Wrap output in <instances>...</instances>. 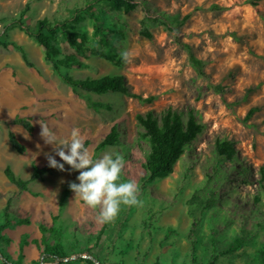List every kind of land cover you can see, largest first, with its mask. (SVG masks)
<instances>
[{"label": "rangeland", "instance_id": "rangeland-1", "mask_svg": "<svg viewBox=\"0 0 264 264\" xmlns=\"http://www.w3.org/2000/svg\"><path fill=\"white\" fill-rule=\"evenodd\" d=\"M129 12L86 0H0V264H260L264 250V0H132ZM28 27L38 19L80 16L74 25L88 45L122 58L115 66L97 55L80 56L82 66L62 70L75 78L123 74L144 102L118 92L72 89L44 60L43 48L8 22L20 12ZM99 24L105 34L95 30ZM147 30L150 37L141 32ZM61 54L72 52L63 35L54 38ZM127 52L125 60L121 53ZM200 62V69L191 58ZM253 113L248 116L250 109ZM152 110L159 118L171 109L191 111L202 130L184 147L173 171L147 179L136 114ZM18 115L32 130L12 124ZM39 121L58 139L73 128L85 138L93 159L121 154V182L140 186L142 206L121 205L112 221L99 224V209L88 207L70 189L79 171L65 164L20 191L4 176L8 165L27 179L31 162L47 163L53 145L39 135ZM114 127L118 144L97 148ZM12 130L25 150L8 141ZM235 148L232 159L215 152L216 141ZM209 199L213 204L208 205ZM5 214L9 218L5 217ZM8 223V224H7ZM7 224V225H5ZM235 238L242 244L226 251ZM59 241L67 257L42 254ZM216 253V254H215ZM215 254V256H214ZM72 260V261H71Z\"/></svg>", "mask_w": 264, "mask_h": 264}, {"label": "trees", "instance_id": "trees-1", "mask_svg": "<svg viewBox=\"0 0 264 264\" xmlns=\"http://www.w3.org/2000/svg\"><path fill=\"white\" fill-rule=\"evenodd\" d=\"M102 1L108 4L111 8L116 10H123L129 12L135 8V3L132 0H86L87 11L91 17H95L91 12L93 2ZM254 1H248L250 4H254ZM28 9L26 6L19 14L17 18H13L8 22L9 29L18 28L23 31L28 37L35 40L42 48L44 53V60L50 65L53 71L69 85L72 89H81L87 92H93L97 94H104L107 92H118L126 96L134 97L144 102H150L152 97L141 98L139 94L132 92L125 82L123 74H105L100 77H84L75 78L72 75L64 72L62 68H68L71 66H82L83 62L79 60L80 56H87L88 54L97 55L108 61L115 66H119L122 63V58L109 51H104L94 47H90L87 43L88 40L85 35L78 34L74 30L75 23L80 19L78 15L64 18L63 20H49L47 18L38 19L35 21L33 27H28L22 20L24 12ZM95 30L99 33L105 34V28L99 24L95 25ZM147 37L150 34L147 30L141 32ZM61 34L65 37L67 44L70 46L72 52L68 54H61L60 49L56 46L54 38ZM0 45H14L12 42L5 41L0 37ZM15 48L19 49L22 58L27 66L32 67L33 65L27 61L25 52L19 46L14 45ZM192 62L200 69V62L191 58ZM253 113L251 108L248 112V116ZM137 123L142 127L143 131L140 136L147 142L149 151L144 156V168L147 172V179L153 180L155 178L165 177L173 171L174 164L180 158L183 153L184 147L192 142L197 134L202 130V125L197 122L196 118L191 111H188L186 118L183 114L166 109L158 118L152 110H146L143 113H138L135 116ZM12 124L21 125L26 131L32 130V125L27 119H23L16 115L12 121ZM8 141L10 145L18 153H22L25 150V146L15 136L12 130H9ZM117 133L115 128L104 136L99 142L97 148H102L106 145L118 144ZM215 152L219 156H224L227 159H232L235 153V148L228 141H216ZM61 163L62 160L57 159ZM32 171L27 179H23L15 176L11 168L6 165L3 169L4 176L6 179L13 183L20 191L27 190L29 182L37 179L43 174L49 173L55 168H50L48 162L42 165H38L35 162H31ZM260 179L264 181V165L259 167ZM208 205L213 204V200L209 199ZM6 218H9L5 214ZM8 224V223H7ZM5 224V225H7ZM242 244L241 238H235L232 244L227 248L226 251H233ZM42 254L61 259L67 257L63 245L59 242H53L52 244H44ZM216 254V253H215ZM214 254V256H215ZM90 258L85 259L88 264H94V256L90 254ZM256 259L260 264H264V250L257 252ZM72 261V260H71ZM13 264H20L14 261Z\"/></svg>", "mask_w": 264, "mask_h": 264}, {"label": "clouds", "instance_id": "clouds-1", "mask_svg": "<svg viewBox=\"0 0 264 264\" xmlns=\"http://www.w3.org/2000/svg\"><path fill=\"white\" fill-rule=\"evenodd\" d=\"M121 55L125 60L129 58L127 52ZM39 124V135L45 144L53 145L55 155L63 161L61 163L55 156L46 154L48 166L64 171L67 164L72 170L79 171L76 178L79 183L71 182L69 187L88 207L99 209L97 223L112 222L119 214L121 205L142 206L139 184L134 180L121 182L125 166L121 154L105 152L100 158L93 159L78 128L71 130L69 138L58 139L46 123L39 121Z\"/></svg>", "mask_w": 264, "mask_h": 264}]
</instances>
